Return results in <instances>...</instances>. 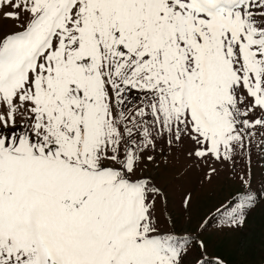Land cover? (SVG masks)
Returning <instances> with one entry per match:
<instances>
[{"label":"snow or ice","instance_id":"1","mask_svg":"<svg viewBox=\"0 0 264 264\" xmlns=\"http://www.w3.org/2000/svg\"><path fill=\"white\" fill-rule=\"evenodd\" d=\"M4 2L18 29L0 31V264H184L187 238L135 173L165 134L234 163L264 129V0Z\"/></svg>","mask_w":264,"mask_h":264},{"label":"rangeland","instance_id":"2","mask_svg":"<svg viewBox=\"0 0 264 264\" xmlns=\"http://www.w3.org/2000/svg\"><path fill=\"white\" fill-rule=\"evenodd\" d=\"M12 10L0 0V31L18 29L15 21L3 15ZM141 96L136 90L126 93V108L138 105ZM249 119L255 117L250 115ZM20 121L17 116L14 129L17 134L27 131ZM3 134L8 136L11 132L3 130ZM263 136L264 129L253 128L251 144L243 154L237 153L234 163L190 157L187 153L194 148L193 143L185 138L182 146L175 143L169 146L167 134L156 141L155 150L149 147L144 151L145 157L152 155L154 159H145L135 177L149 180L161 190L156 208L158 214L163 209L164 215L159 222L162 229H172L173 235L187 238L190 251L184 264H194L197 259L200 264L212 260H221L223 264L264 263V199L253 206H243L249 188L254 199L264 191V165L259 162ZM212 168L216 169L214 173L210 171ZM244 175L250 181L249 186L241 183L240 177ZM185 199L189 201L187 204ZM237 213L245 217L239 226L231 222ZM200 242L203 249L198 246Z\"/></svg>","mask_w":264,"mask_h":264}]
</instances>
